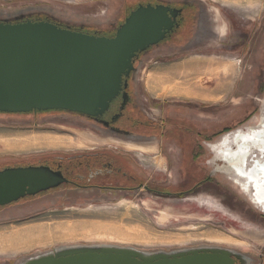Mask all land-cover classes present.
I'll return each mask as SVG.
<instances>
[{"label":"rangeland","instance_id":"374dc122","mask_svg":"<svg viewBox=\"0 0 264 264\" xmlns=\"http://www.w3.org/2000/svg\"><path fill=\"white\" fill-rule=\"evenodd\" d=\"M202 2L206 8L213 5L231 12L228 16L232 24L228 26V34L219 33L217 40L204 39L202 45L189 40L190 49L182 54H178L182 52L178 49L168 57L155 53L156 62L166 59L171 65L178 60L175 65L181 67L183 62L193 60L188 67H195L192 71L187 68L190 71L187 78L179 76L158 95L175 100L172 104L158 102L160 108L167 107L162 114L144 91V61L136 73L135 91L141 108L146 112L148 107L150 118L168 119L161 137L145 143L131 142L106 133L87 117L64 111L0 114V169L52 155L105 150L121 153L137 166L146 167L157 180L166 172L167 165H179L182 159L187 163V152L197 145L205 155L199 162L217 172L211 185L193 195L173 199L139 192L127 197L113 194V198L116 196L113 200L95 204L59 205L31 199L0 208V264H23V259L55 249L93 245L131 247L147 253L219 247L252 259H264L260 211L248 203L234 183L235 177L222 168L219 154L211 148L226 135L242 128H255L257 123L258 104L264 101V0H236L241 6H232L229 0ZM127 3V0H0V19L19 11H44L61 21L69 19L76 26L104 23L103 26L116 20ZM161 51L166 52L164 47ZM175 65L168 70L162 67L161 72L167 74ZM157 66L152 64L151 68ZM200 111L211 112L210 117L196 120ZM180 118L191 119L192 128L204 137L198 136L192 143L186 134L181 133L183 137L172 131L174 126L170 122H178ZM126 144L137 147L133 149ZM142 147L146 149L141 150Z\"/></svg>","mask_w":264,"mask_h":264},{"label":"water","instance_id":"95a60500","mask_svg":"<svg viewBox=\"0 0 264 264\" xmlns=\"http://www.w3.org/2000/svg\"><path fill=\"white\" fill-rule=\"evenodd\" d=\"M179 12L164 5H140L112 37L63 29L48 22H0V113L55 110L90 118L102 116L122 87H127L130 72L139 71L142 62L136 68L133 66L136 54L163 40ZM125 95L124 92L123 101ZM255 128H242L226 135L235 134L227 153L222 155L225 158L216 150L215 154H219L222 168L235 177L234 183L248 203L264 214L254 202L256 194L262 198L257 190L264 185V141L258 142L256 133L260 131ZM62 181L59 172L45 166L1 169L0 207L55 188ZM260 236L263 240L264 235ZM234 259L239 264H262L260 257L252 259L219 247L147 253L105 245L59 248L21 263L234 264Z\"/></svg>","mask_w":264,"mask_h":264},{"label":"flooded vegetation","instance_id":"af4514ba","mask_svg":"<svg viewBox=\"0 0 264 264\" xmlns=\"http://www.w3.org/2000/svg\"><path fill=\"white\" fill-rule=\"evenodd\" d=\"M127 2L124 11L118 15V18L103 26L102 24L104 23H79L80 26H76L69 19L61 21L46 14L44 11H19L10 18L0 19V22L12 24L27 21L48 22L63 29L95 34L97 36L112 37L115 35L117 28H119L124 22L129 13L140 5H164L180 10L175 18L172 30L166 33L165 38L158 44L150 46L145 51L136 54L133 59V66L135 68L138 66L139 62L146 61V59L151 56H156L155 53L157 52L161 55L170 56L173 53H176L175 50L177 49H190L187 46L191 39H194L196 43L199 44H201L200 42L204 39L209 41L217 40L219 39V27L223 20H225V22L228 21V26L232 22L228 16L229 14H232L231 12L224 11L216 5V7L212 5V7L206 8L203 5L202 0H127ZM215 10H217V12ZM89 27H93L94 29ZM101 27L104 29L99 31L97 28L100 29ZM201 45L198 47L200 48ZM163 47L166 52L161 51ZM184 52L186 51L179 52L178 54ZM136 73L137 72L134 71L130 72L129 77L126 80L127 87H122V91L111 103L107 112L97 118H87L106 133L114 134L131 142L145 143L153 137H161L164 124L168 119L165 120L166 118H163V121H159L150 118L148 107L146 106V112L145 109L141 108L135 91ZM124 92L126 95L123 101L122 94ZM150 102L155 106L159 104L152 99H150ZM114 104L116 105L115 110H113ZM158 107L159 109L157 111L161 112V114L162 111L167 108H160V105H158ZM256 115L257 123L255 129L260 131V133H256V138L260 141L261 139L264 140V101L258 104ZM171 119L172 118L170 117V120ZM180 119L181 120L178 122H170V125L174 126L173 129L171 128L172 131L176 134L177 132H180L178 135H181V133L184 135L186 134L187 137L192 139V143L194 138L198 139V136L204 137V134L199 135L198 132H195V129L192 128L193 122L191 119ZM184 135L181 136L184 137ZM234 135L223 137L219 143L211 145V148L214 151H218L220 156L225 158V156L222 155L227 153L230 141L234 138ZM238 135H240V133H238ZM126 145L133 149L137 147L133 144ZM140 149L144 150L146 147ZM120 154L121 153L118 152L113 153L105 150L94 152L87 151L78 153V155H52L43 159H38L36 162L6 166H45L53 172H59L63 178V181L57 187L34 196H26L14 203L22 200L29 201L31 199H43L48 202L54 201L59 205H86L103 201L108 202L113 200L116 196L127 197L133 193L138 195L139 192H144L143 195L148 194L162 199H173L203 191L201 189H205L206 186L211 185V182H213L217 175L214 168H206L199 162V159L201 157L204 158L205 155L201 154L197 145L195 148H191L190 151L187 152V157L189 158L187 163L182 159L179 165H167L166 172H162V176L157 180L149 174L146 167H139L131 159ZM181 156L183 157V155ZM182 161L183 164L185 163L183 166L181 165ZM107 194H111L112 197H108ZM113 194L116 195L114 198ZM259 219L262 220V223L264 224V214L261 212ZM234 264H239V262L234 259Z\"/></svg>","mask_w":264,"mask_h":264},{"label":"crops","instance_id":"0c3cea01","mask_svg":"<svg viewBox=\"0 0 264 264\" xmlns=\"http://www.w3.org/2000/svg\"><path fill=\"white\" fill-rule=\"evenodd\" d=\"M235 1L236 0H229V2H231L232 6H234V5L235 6L236 5L241 6L242 5L238 2L236 3ZM223 2H225V0H223ZM215 11L217 12V10H215ZM228 24L229 23H227V22H225V20H223V22L221 23V25L219 27L218 35H219V33L224 34V35L228 34V30H229ZM233 34L234 33H232V35ZM202 53H204V52H202ZM166 57H168V55H166ZM156 58H157L156 56H151L148 59H146V61H144L145 64H143V68H142V71H143L142 82H143L144 91L147 93L149 98L152 99L153 101L155 100V102H161V103L163 102L164 103V102L170 101V104H172L175 102V100H171V99L166 98V97H160L158 95H160L162 92H164L163 91L164 88H167L170 85H173V83L176 81V79L179 76L182 75L184 78H187L189 75L188 72H190L187 68H189L188 65L191 62H193V60H187L181 64V67H176V65L178 63V60H177V63L175 61L174 64L173 63L171 64L172 66L175 64L176 65L174 67H172L167 74H163L161 72V68L165 67V69H167L171 65L166 63V61H168L166 59H159L160 61H163V60L164 61L163 62H156L157 60H153ZM182 61H184V60H182ZM152 64H157L158 66L155 68H151ZM166 64H167V66H166ZM202 66H205V65H201L200 67H202ZM146 71H147V75H146ZM213 71L214 70L212 69V73H213ZM209 105L213 106V104H209ZM210 113L211 112H207V114H203V113H201V111L197 112L196 113V120H199V117L200 118L204 117L205 119H208V117H210ZM263 257H264V255H263ZM262 264H264V261L262 262Z\"/></svg>","mask_w":264,"mask_h":264},{"label":"bare ground","instance_id":"6f19581e","mask_svg":"<svg viewBox=\"0 0 264 264\" xmlns=\"http://www.w3.org/2000/svg\"><path fill=\"white\" fill-rule=\"evenodd\" d=\"M195 67L194 66H191V67H189L188 69H190V71H192V69H194ZM227 140V139H226ZM263 139H261L260 141H258V142H262L263 143ZM222 148V147H221ZM220 148V149H221ZM222 149H224V148H222ZM262 150H264V149H262ZM262 175H263V178H264V171L262 172ZM244 188L245 189H247V184L244 186ZM259 192H261V196H262V198H260L259 197V195L258 194H256V196H254V197H256L255 198V200L253 199V198H251V199H253L254 200V202L256 201L259 205H260V207L264 210V204H263V202H264V185H262V186H259V190H257V193H259ZM259 197V198H258Z\"/></svg>","mask_w":264,"mask_h":264},{"label":"trees","instance_id":"16d2710c","mask_svg":"<svg viewBox=\"0 0 264 264\" xmlns=\"http://www.w3.org/2000/svg\"><path fill=\"white\" fill-rule=\"evenodd\" d=\"M53 111H55V110H53ZM45 112H46V111H45ZM30 113H42V111H40V112H39V111H35V112L33 111V112H30ZM30 113H25V114H30ZM12 115H14V114H12ZM17 115H19V114H17ZM178 133H180V132H177V134H178Z\"/></svg>","mask_w":264,"mask_h":264}]
</instances>
